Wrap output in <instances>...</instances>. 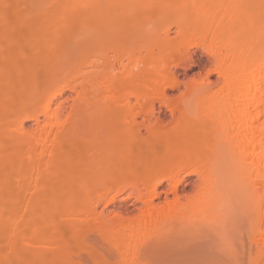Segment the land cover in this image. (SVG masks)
Returning a JSON list of instances; mask_svg holds the SVG:
<instances>
[{
    "label": "bare ground",
    "instance_id": "1",
    "mask_svg": "<svg viewBox=\"0 0 264 264\" xmlns=\"http://www.w3.org/2000/svg\"><path fill=\"white\" fill-rule=\"evenodd\" d=\"M191 46L211 62L168 99ZM169 246L264 264V0H0V264Z\"/></svg>",
    "mask_w": 264,
    "mask_h": 264
},
{
    "label": "rangeland",
    "instance_id": "2",
    "mask_svg": "<svg viewBox=\"0 0 264 264\" xmlns=\"http://www.w3.org/2000/svg\"><path fill=\"white\" fill-rule=\"evenodd\" d=\"M190 48L191 49H189L190 50L189 51L190 52L189 57L191 59L187 56L184 58V61L182 59V61H180L179 64L173 68V71H174V73H175V75L179 81L173 87H166L165 88L164 96H166L168 99L177 97L180 90L184 88V85L186 84V82H188L189 79L192 80L193 78H198L199 77L198 75L203 74L205 72V69L208 67L209 63L211 62L210 61L211 58L208 55V53L203 51V49L201 50V48L199 46H196V47L191 46ZM177 85H179V86H177ZM68 93H69V91H68ZM66 94H63L59 98H57V101L63 100L65 98ZM155 108L156 109L157 108L162 109L161 114H160V116L162 118L164 117L162 122L164 123L166 128L171 127L173 124V114H171V112L169 110H167V108L165 106L159 107L157 102H155ZM171 115H172V117H171ZM166 121H167V124H166ZM26 124H27V126H30L31 124L33 125V121L29 120L26 122ZM193 179H194V176L189 177V178L186 177L185 180L183 181V183H181L179 185V188L181 189L184 186V184H185L184 182L191 181ZM165 187H166V183H163V188L166 189ZM125 195L126 194L123 193L121 195V197L123 198ZM170 195H172V194H169V196ZM163 196H164V194L161 193V198L159 197V199H155V200H157V201L162 200ZM121 197H117L110 205H108L106 207V211H108L110 209V211H113V212L120 211V212H124V214H130L131 211L133 210V206L130 205V203L133 202V199L132 198H125V197L122 199ZM100 207L102 208V205L99 206V209H100ZM170 247H172V246H169V248L166 249L165 251L160 250V251L155 253V255L158 256L160 259L154 255L153 256L151 255L152 257L150 258V261H149L150 264H151V261L153 262L152 264H157V263L159 264L160 261H161L160 264H189V263H187L188 261L190 262V264H199L200 263L199 258H196L195 255L200 254L201 252H197L196 254L192 255L191 257H183V258L177 259L175 257V255L173 254L174 249L170 248ZM106 250L107 249H101V252H103V254L105 255ZM203 251H205V249H203ZM107 252H108V250H107ZM108 255H109V253H108ZM108 255H106V256H108ZM164 260L166 262H164Z\"/></svg>",
    "mask_w": 264,
    "mask_h": 264
}]
</instances>
